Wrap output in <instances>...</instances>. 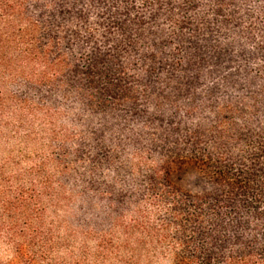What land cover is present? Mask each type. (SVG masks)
Returning a JSON list of instances; mask_svg holds the SVG:
<instances>
[{"label":"trees","instance_id":"16d2710c","mask_svg":"<svg viewBox=\"0 0 264 264\" xmlns=\"http://www.w3.org/2000/svg\"><path fill=\"white\" fill-rule=\"evenodd\" d=\"M26 113L74 132L57 180L0 177V264H82L40 212L73 165L96 262L264 264V0H0V126Z\"/></svg>","mask_w":264,"mask_h":264},{"label":"rangeland","instance_id":"374dc122","mask_svg":"<svg viewBox=\"0 0 264 264\" xmlns=\"http://www.w3.org/2000/svg\"><path fill=\"white\" fill-rule=\"evenodd\" d=\"M62 126L67 130L65 135L60 133ZM71 132L74 130L69 123L56 125L55 122L49 123L27 113L21 119H4L0 126V177L3 175V179L10 181L9 185L12 186L22 179L26 192L31 187L30 173L40 172L57 180L53 161L64 154V150L59 147L66 142V135L71 137ZM71 142L64 149L69 147L70 150L73 145ZM66 155L65 152L62 157L70 163L75 160L72 155L68 158ZM71 167L73 169L70 171L74 175L71 174L64 183L61 202L51 198L50 194L44 195L40 212L46 226L52 229L56 253L73 255L74 259H81L82 264H107L101 259L96 262L95 258L103 257L101 242L110 238L113 220L101 198L93 196L83 182L81 176L85 173L84 165ZM180 181L182 183V178ZM54 191L57 192V189Z\"/></svg>","mask_w":264,"mask_h":264}]
</instances>
